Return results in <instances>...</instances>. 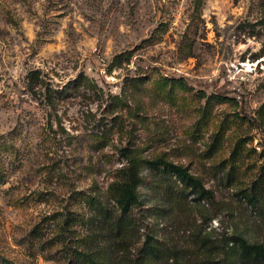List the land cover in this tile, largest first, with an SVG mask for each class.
<instances>
[{
  "label": "rangeland",
  "instance_id": "rangeland-1",
  "mask_svg": "<svg viewBox=\"0 0 264 264\" xmlns=\"http://www.w3.org/2000/svg\"><path fill=\"white\" fill-rule=\"evenodd\" d=\"M261 2L0 0V264H261L239 247L264 246ZM45 84L68 89L56 108Z\"/></svg>",
  "mask_w": 264,
  "mask_h": 264
},
{
  "label": "trees",
  "instance_id": "trees-1",
  "mask_svg": "<svg viewBox=\"0 0 264 264\" xmlns=\"http://www.w3.org/2000/svg\"><path fill=\"white\" fill-rule=\"evenodd\" d=\"M261 4L264 6V0H262ZM83 79L80 78V81L83 82ZM82 86L85 89L90 88L88 83L83 82ZM42 89H44V96L47 99L48 105L52 108H56L57 102L64 99L68 90L56 89L48 84L43 85ZM0 148L5 149L4 152L9 151L13 153V145H9L8 141L3 138H0ZM126 156L128 159L127 165H123L115 171L113 180L108 187L109 192L114 194L117 208L123 216H127L134 208L139 207L141 204V197L138 191L142 181L141 166L136 157ZM147 163L154 170L163 168L165 172L175 175L179 181L191 188L195 195L201 196L205 193L202 182L196 179L185 167L160 159L148 161ZM239 247L243 258L264 264V246L248 244L245 240H242Z\"/></svg>",
  "mask_w": 264,
  "mask_h": 264
},
{
  "label": "built area",
  "instance_id": "built-area-1",
  "mask_svg": "<svg viewBox=\"0 0 264 264\" xmlns=\"http://www.w3.org/2000/svg\"><path fill=\"white\" fill-rule=\"evenodd\" d=\"M101 76L106 80L108 84H111L113 86H117L118 83L120 82L118 78L117 71H113L112 73H108V71L104 68L100 69Z\"/></svg>",
  "mask_w": 264,
  "mask_h": 264
}]
</instances>
